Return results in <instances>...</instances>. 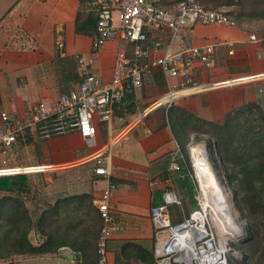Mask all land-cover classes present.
Returning <instances> with one entry per match:
<instances>
[{
	"label": "crops",
	"instance_id": "1",
	"mask_svg": "<svg viewBox=\"0 0 264 264\" xmlns=\"http://www.w3.org/2000/svg\"><path fill=\"white\" fill-rule=\"evenodd\" d=\"M78 5L77 0H0V111L4 110L13 117H22L24 111L40 99L54 100L63 91L79 84L68 81L66 77L58 79L54 65L57 49L62 56L73 60V72L79 79H82V68L78 66L77 60L85 57L92 61V71L103 82L109 81L115 50L123 43L111 41L92 52V37L74 33ZM258 15L255 13L250 16L251 20L236 21L233 27L196 24L180 33L173 49L183 45L214 46L213 66L203 68L197 65L196 80L200 84L212 85L232 78L264 75V43L259 40L264 37V17ZM250 35L256 36L258 40L251 41ZM262 85L264 80L232 87L209 88L180 97L175 104L202 119L221 122L226 113L247 104L253 103L264 109V95L257 91ZM164 89L165 83L157 79L156 73L146 76L144 95L142 91H136L133 95L138 101L137 108L149 105ZM165 114L163 110L150 113L143 124L131 128L125 139L112 147L108 179L93 173L95 156L107 141L104 124H100L99 132L102 135H96L94 147H88L77 133L65 135L68 140L57 143V146L47 145L45 141L39 145V157L45 161L43 163L57 166L54 171L57 172V187L54 184L55 177L42 194L47 203L87 194L88 205L96 218L98 212L95 201L110 179L113 180L110 208L119 222L120 230L108 240V264H114L115 255L126 241L137 242L150 251L153 248L154 252L149 212L155 193L161 192L163 196L166 190L162 177L166 173L173 147L171 129L166 117L163 118ZM146 130H150L151 134L147 135ZM74 139L79 140L82 149L67 154L69 144ZM30 142L20 139L13 145L8 152L10 164L22 161L21 155L26 156ZM11 184L6 179H0V197L9 193L5 189ZM49 186L52 191H49ZM22 199L27 198L23 195ZM25 205L29 213L36 210L30 202H25ZM180 205L179 200V204L170 205L168 210L173 225L181 221L177 215V210L182 211ZM37 213L34 211L30 215L36 217ZM91 256L93 260L94 250ZM21 264H81V260L79 253L62 247L56 257L30 256L25 257Z\"/></svg>",
	"mask_w": 264,
	"mask_h": 264
},
{
	"label": "built area",
	"instance_id": "2",
	"mask_svg": "<svg viewBox=\"0 0 264 264\" xmlns=\"http://www.w3.org/2000/svg\"><path fill=\"white\" fill-rule=\"evenodd\" d=\"M84 6L97 17L95 34L91 40L92 52L111 41L124 43L115 50L110 79L103 82L92 71V61L79 57L77 63L82 68V79L76 87L60 93L54 100L40 99L30 105L22 117H13L4 110L0 111V178L46 174L57 170L55 165L10 164L8 152L18 140L46 141L77 133L88 147H94L97 127L104 124L107 141L95 156L93 173L108 179L112 147L124 140L131 128L143 124L145 118L156 109L163 108L166 113L180 97L209 88L232 87L264 80V75H260L232 78L212 85L197 82V65L210 68L215 63L214 46L183 45L173 49L180 33L196 24L221 27H233L236 24L226 13L205 9L197 0H181L171 9L161 7L160 0H87ZM249 39L258 40L254 35H250ZM259 40L264 43V37ZM153 73L160 75L165 89L149 105L137 108L138 101L133 95L141 91L146 76ZM257 91L264 95V86H259ZM128 96H133L132 100L127 99ZM130 106L136 107V111L131 113ZM146 134H151V131L146 130ZM178 151L177 147L169 161L170 173L178 170ZM167 180H170L169 176ZM113 189L114 185L108 183L95 201L101 222L96 238L95 264H108V240L120 230L119 222L110 208ZM196 201L198 208L176 225L171 224L168 215V207L179 204L173 190H165L162 203L150 208L157 264H205L209 248L211 245L216 247L210 228L205 225V229L192 219L200 209L199 199L196 198ZM188 229L190 232L186 240L191 241L194 251L201 252L190 260L179 259L180 253L185 251L179 252L171 243L177 233ZM162 237H165L164 244L161 242ZM167 249L170 252H163ZM18 260H21L20 257Z\"/></svg>",
	"mask_w": 264,
	"mask_h": 264
},
{
	"label": "trees",
	"instance_id": "3",
	"mask_svg": "<svg viewBox=\"0 0 264 264\" xmlns=\"http://www.w3.org/2000/svg\"><path fill=\"white\" fill-rule=\"evenodd\" d=\"M77 1L79 5L74 20V33L93 37L96 29V14L85 8L84 3L87 0ZM180 1L160 0V6L169 9ZM197 1L205 9L221 6H234L239 9L248 7L250 13L247 16L258 13L259 17H264V0ZM54 65L59 80L66 77L68 81L80 83L81 79L73 72V60L62 56L58 49L54 56ZM127 99L132 100V96H128ZM176 101L163 116L164 119L166 117L171 129L173 141L179 140L176 135L178 130H195L206 134L220 161L231 172V181L238 185L239 202L246 206L249 215L255 218L262 217L264 197L258 187L264 190V185L260 184L264 183V109L253 103L247 104L229 111L221 122H216L202 119L176 106ZM129 109L131 113L134 112L133 106ZM162 110L165 112L164 109ZM27 142H30V139H27ZM172 154L173 151L169 156L168 164ZM165 176H169L172 180L182 210L186 212L188 208L192 211L196 210L198 207L194 198L195 186L188 168L182 161L178 160V170L174 172H168L167 166ZM110 183L113 184L112 179ZM5 191L9 193L0 197V260L5 264H13L9 261L11 256H45L57 253L62 247H68L79 253L81 264H95L96 254L92 260L91 251H95L101 222L96 213L99 221L97 223L93 209L88 205L87 194L56 200L32 220L22 199V196L28 193L29 186L23 181H15ZM178 194L182 195V199ZM161 203L162 194L157 192L151 205L157 206ZM244 241L246 243L250 238L247 237ZM153 254V248L150 251L137 242L126 241L121 244L119 253L115 255L114 264H132L130 260H135L134 263L137 264H157ZM256 255L258 260L256 264H264V233L260 237ZM247 262V259H244L237 264H248Z\"/></svg>",
	"mask_w": 264,
	"mask_h": 264
},
{
	"label": "rangeland",
	"instance_id": "4",
	"mask_svg": "<svg viewBox=\"0 0 264 264\" xmlns=\"http://www.w3.org/2000/svg\"><path fill=\"white\" fill-rule=\"evenodd\" d=\"M248 1V0H245ZM172 5V4H171ZM211 9L214 10H218L221 11L223 13H226L230 16H232L236 21H239L241 19L243 20H251L250 15L249 17L247 16L250 10V8L248 7H244L243 9H239L237 7H209ZM264 13V10H263ZM257 17V16H256ZM264 22V20H263ZM124 44V43H123ZM157 79L162 82L163 80H161V78L159 77L158 74H156ZM141 94L144 95L143 91H144V86L141 89ZM146 106V105H145ZM163 108H158L155 111L157 112H161ZM154 112V111H153ZM100 128V125H99ZM98 128V129H99ZM97 129V137H100L102 135V133L99 132V130ZM101 130V129H100ZM103 131V129H102ZM176 135L178 136L179 140H177L178 142H176L175 140L173 141V147H172V151L175 152L177 147L179 149L178 153H179V160L182 161V163L188 168L189 172H190V176L191 179L193 181V184L195 186V190H196V194L194 196L195 200L196 198L199 199V203H200V209L199 211H201V202H200V188L196 179V175H195V169H194V159H193V155H192V148L200 145V144H205L207 147V151L210 154L212 160H213V164H214V168L216 169L218 175L220 176V178L223 179V181L225 182V185L231 190L232 192V197H233V203L238 211V213L241 216V220L244 222L242 225V229H243V234L245 235L244 239H246L247 237L250 238V241L246 242H240L238 241L240 238H236L235 240H229L225 243L226 246V252H225V260H226V264H237L239 263L241 260L247 259V263L248 264H256L258 263L257 260V255H256V251H258L259 249V243H260V237L262 235V233H264V210H263V215L260 218H255L251 215L248 214L247 212V208L246 206L242 203L239 202V196H238V192H237V187L238 185L235 182H232L230 179V171L228 169L225 168L224 164L220 161V157L217 154L215 148L213 147L212 142H209V137L204 134V133H200V132H196L195 130H181V131H177ZM52 140H46V144L47 145H56L57 143H61L64 142L66 140H68V138L63 135V136H59V137H54L51 138ZM73 141V140H72ZM41 142L43 141H31L30 144L28 145V149H27V154L25 157L22 156V161H20L18 164H46L43 163L45 161H42L39 157V145L41 144ZM69 149H67V154L68 153H72L78 149H82V144L79 142V140L74 139L73 143L69 144ZM19 153H23V152H19ZM55 179V186L57 187V172H50V173H40V174H29V175H25L23 177L21 176H9V177H2L0 179H6L9 182L13 183L15 181L18 180H22L24 183H26L29 186V191L27 194H25L26 196V200H24L26 203L30 202L31 206L35 207L36 210L30 211V213H35L38 211V213L36 214V217L44 210H46L49 206L50 203H47L42 197L44 188L51 183V181ZM264 177V176H263ZM162 178H164L163 180L164 182V187L166 190H175L172 180L170 179L169 181L167 180V176H163ZM161 178V179H162ZM263 184L264 183H260ZM258 185V184H256ZM259 191L262 192L261 195L264 197V190L260 189ZM49 191H52V187L49 186ZM177 193V192H176ZM179 197L182 199V195L178 194ZM33 203V205H32ZM264 205V204H263ZM181 206V205H180ZM174 207H172V209H174ZM177 210V209H176ZM193 211L190 210L188 208V212L186 211H181V210H177V215H178V219L181 220L180 222H182L185 218H188L189 215L192 213ZM36 217H31L32 220H35ZM207 225L208 228H210V230L213 232V244L215 246L218 245V235H216V232L214 230V228H212L211 224L209 223V221L207 220V222L205 223ZM238 241V242H237ZM219 243H220V239H219ZM45 256H49V257H56L57 253L55 254H50V255H45ZM18 257H20V261L18 260ZM25 257L23 256H11L9 261L12 262L13 264H21L23 262ZM156 262H157V258L155 257ZM135 260H130V262L132 264H137V262L134 263ZM0 263L5 264L4 261L0 260ZM172 264H178L176 262H173Z\"/></svg>",
	"mask_w": 264,
	"mask_h": 264
},
{
	"label": "bare ground",
	"instance_id": "5",
	"mask_svg": "<svg viewBox=\"0 0 264 264\" xmlns=\"http://www.w3.org/2000/svg\"><path fill=\"white\" fill-rule=\"evenodd\" d=\"M191 151L194 159L195 175L200 188L201 202V211L194 214L192 219L205 229H207L205 223L208 220L216 235H218L217 237H219L218 245L216 247L211 245V249L209 248L205 264H224L226 263L224 256L226 252L225 243L241 237L244 222L233 203L231 190L225 185V182L214 168L213 160L207 151L206 145L200 144L192 148ZM189 232L190 229L186 232L177 233L172 240L171 245L175 246L174 249L179 250V252L183 249L185 251L180 253L179 259L186 258V260H190L201 252V250L194 251L191 241L186 240ZM164 240L165 237H162V244L165 243ZM163 252H170V249L163 250Z\"/></svg>",
	"mask_w": 264,
	"mask_h": 264
},
{
	"label": "water",
	"instance_id": "6",
	"mask_svg": "<svg viewBox=\"0 0 264 264\" xmlns=\"http://www.w3.org/2000/svg\"><path fill=\"white\" fill-rule=\"evenodd\" d=\"M244 237H245V235L242 233L239 241L243 242L245 240Z\"/></svg>",
	"mask_w": 264,
	"mask_h": 264
}]
</instances>
